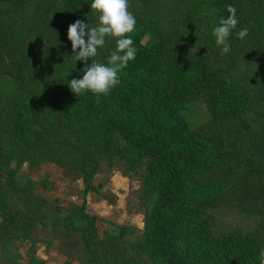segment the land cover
Segmentation results:
<instances>
[{
  "label": "trees",
  "instance_id": "1",
  "mask_svg": "<svg viewBox=\"0 0 264 264\" xmlns=\"http://www.w3.org/2000/svg\"><path fill=\"white\" fill-rule=\"evenodd\" d=\"M192 24L217 26L236 8L237 30L248 29L242 41L230 36L225 71L240 56L264 64V0H186ZM50 9L47 46L36 60L22 56L26 23L8 13L0 0V160L15 162L0 171V234L31 240V229L19 225L27 216H43L28 180L19 186L18 168L56 163L83 176V203L54 225L70 238L79 233L86 264H144L114 254L99 238L97 217L86 212V197L99 192L92 184L101 164L123 161L128 171L146 169L143 240L137 243L151 264H260L264 231L215 236L207 209L228 202L258 215L264 229V124L259 130L246 121L251 97L244 85L228 80L205 59L174 46L153 15L139 17L132 36L137 54L105 95L76 97L67 80L82 76L84 64L73 63L67 28L75 20L93 26L91 0H60ZM149 37L147 43L144 39ZM115 42L91 58L105 63ZM237 52V53H236ZM90 63V61H88ZM264 95V84L260 89ZM204 93L210 103L209 126L192 129L183 118L190 103ZM3 141V140H1ZM0 141V142H1ZM10 164V163H8ZM1 179V180H2ZM256 183L255 190L243 185ZM22 215V216H21ZM117 241V236L110 237ZM30 264H44L32 260Z\"/></svg>",
  "mask_w": 264,
  "mask_h": 264
},
{
  "label": "rangeland",
  "instance_id": "2",
  "mask_svg": "<svg viewBox=\"0 0 264 264\" xmlns=\"http://www.w3.org/2000/svg\"><path fill=\"white\" fill-rule=\"evenodd\" d=\"M2 5L8 13L20 17L22 24L29 20L24 27L28 32L26 41L18 51L22 56L28 55L33 61L36 60L47 46L46 33L52 23L49 10L59 8L60 0H3ZM128 10L136 20L153 15L174 46L189 51L191 56L205 59L228 80L242 83L251 97V107L245 119L253 129H261L264 124V95L260 91L264 84L263 63L243 55L235 60L233 69L225 71V55L228 54L221 55L219 47L215 45L212 34L214 27L208 23L194 25L188 22L185 16L191 6L186 0H129ZM92 19L95 26L98 22L95 10ZM148 40L147 36L144 43ZM183 116L192 129L209 126L211 111L207 96L200 93ZM8 139V136H4L0 138V141L3 140L0 143L5 145ZM13 167L15 162L0 160V171ZM2 177L1 183L4 181ZM145 177L146 169L143 166L131 172L123 161H117L111 168L101 164L92 181L95 187H99V192L87 195L86 212L97 217L98 235L108 252L128 255L144 264H151L137 246L143 240L145 215L149 208L145 200ZM15 180L19 186H24L28 180L35 182L31 184L35 195L45 201L44 205H39L43 216L30 217L27 216L28 210H23L24 216H21L24 219L19 225L30 227L31 240H17L0 234V264H30L32 260H40L44 264H86L80 234L74 233L70 238L59 237L56 233L64 229L53 224V221L64 218L73 207L82 205L85 189L83 176L56 163H45L35 168L24 163L18 168ZM242 187L244 190H255L258 185L248 183ZM207 215L217 237L237 231H264L258 215L242 211L234 202L208 208ZM113 235L118 237L117 241L110 238Z\"/></svg>",
  "mask_w": 264,
  "mask_h": 264
},
{
  "label": "clouds",
  "instance_id": "3",
  "mask_svg": "<svg viewBox=\"0 0 264 264\" xmlns=\"http://www.w3.org/2000/svg\"><path fill=\"white\" fill-rule=\"evenodd\" d=\"M90 9L95 10L98 22L95 26L75 20L67 28V40L70 41L73 63L80 61L84 67L82 76L67 80V87L76 97L85 94L107 95L120 84V77L137 54L131 33L136 26V17L128 10L129 0H91ZM228 15L221 17L212 30L215 45L221 55L230 52V36L235 35L244 40L248 29L237 30L238 17L236 8L229 5ZM113 39L115 48L108 55L106 62L94 58L98 50L105 46L107 39ZM90 61V63H88ZM260 264H264V248L258 252Z\"/></svg>",
  "mask_w": 264,
  "mask_h": 264
}]
</instances>
